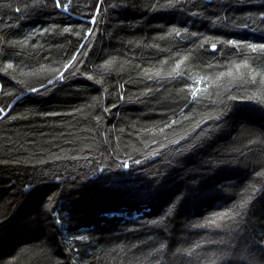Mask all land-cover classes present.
<instances>
[{
  "label": "trees",
  "instance_id": "obj_1",
  "mask_svg": "<svg viewBox=\"0 0 264 264\" xmlns=\"http://www.w3.org/2000/svg\"><path fill=\"white\" fill-rule=\"evenodd\" d=\"M58 2L0 0V264H264V0Z\"/></svg>",
  "mask_w": 264,
  "mask_h": 264
},
{
  "label": "snow or ice",
  "instance_id": "obj_2",
  "mask_svg": "<svg viewBox=\"0 0 264 264\" xmlns=\"http://www.w3.org/2000/svg\"><path fill=\"white\" fill-rule=\"evenodd\" d=\"M66 2H67V0H66ZM57 6H60L58 0H57ZM64 6L66 7V3H65ZM232 43H235V42H232ZM213 47H215V45H213ZM249 47L251 48V50H252L253 52H255V51L257 50L256 46H251V45H249ZM259 47H260V49L264 50V45H260ZM238 67H239V66H238ZM231 74H232V73L229 72V73H226L225 75H231ZM61 76H63V73H61Z\"/></svg>",
  "mask_w": 264,
  "mask_h": 264
}]
</instances>
